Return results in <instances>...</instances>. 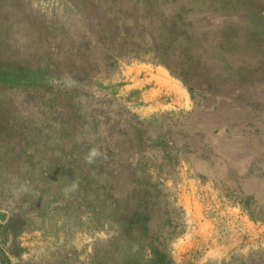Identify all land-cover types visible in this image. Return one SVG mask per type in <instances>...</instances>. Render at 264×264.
<instances>
[{"label":"rangeland","instance_id":"rangeland-1","mask_svg":"<svg viewBox=\"0 0 264 264\" xmlns=\"http://www.w3.org/2000/svg\"><path fill=\"white\" fill-rule=\"evenodd\" d=\"M169 2L0 0V264H127L132 192L172 264H264V0Z\"/></svg>","mask_w":264,"mask_h":264},{"label":"trees","instance_id":"trees-1","mask_svg":"<svg viewBox=\"0 0 264 264\" xmlns=\"http://www.w3.org/2000/svg\"><path fill=\"white\" fill-rule=\"evenodd\" d=\"M72 1L75 5H78V0ZM168 3L170 4L169 0ZM161 4V6L165 5L162 1ZM139 7H141L140 4ZM181 8V10H185L186 13H189V10L191 9H189L186 4L181 6ZM221 140L220 143H222ZM130 196H138V193L135 194L132 192L129 194L126 204L118 201L114 208L118 224L127 235L125 240L127 241L128 237L131 238L132 241L133 239H136L139 242V245L142 246V251L138 254L126 255L127 258H129L127 264H172L171 260L165 253V243L169 240V237L172 236L171 233L173 232L165 229L162 230V232H159V230L153 228L154 218L160 215V210L156 206V200L151 196L150 198L142 197L139 199L138 203L133 204L129 200ZM128 234H130V236ZM118 254V259L121 260V256L126 253ZM116 264L122 263L117 262Z\"/></svg>","mask_w":264,"mask_h":264},{"label":"clouds","instance_id":"clouds-1","mask_svg":"<svg viewBox=\"0 0 264 264\" xmlns=\"http://www.w3.org/2000/svg\"><path fill=\"white\" fill-rule=\"evenodd\" d=\"M48 82L53 86H62L63 88L71 89L76 86L77 82L73 79V77L65 73L63 76L57 78V77H50L48 78ZM99 158H105L106 154L101 151L99 146H93L89 149L87 154L84 157V163L88 165L94 164L97 159ZM80 181L79 178H76L73 180L71 184L66 186L64 188V194L66 196L70 195L71 193L77 191L79 189ZM21 194H32V195H38V193H34L26 184L20 185L17 189L14 190V195L20 196ZM23 258H27L26 254H22Z\"/></svg>","mask_w":264,"mask_h":264}]
</instances>
